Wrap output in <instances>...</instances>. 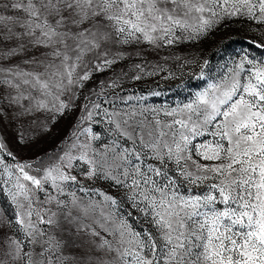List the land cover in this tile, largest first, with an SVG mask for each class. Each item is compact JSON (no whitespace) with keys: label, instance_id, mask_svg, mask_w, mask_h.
Segmentation results:
<instances>
[{"label":"rangeland","instance_id":"1","mask_svg":"<svg viewBox=\"0 0 264 264\" xmlns=\"http://www.w3.org/2000/svg\"><path fill=\"white\" fill-rule=\"evenodd\" d=\"M0 264H264V0H0Z\"/></svg>","mask_w":264,"mask_h":264}]
</instances>
